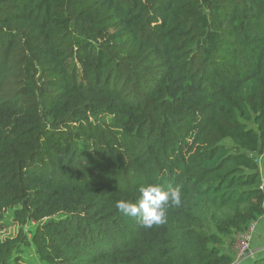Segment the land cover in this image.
Returning a JSON list of instances; mask_svg holds the SVG:
<instances>
[{
    "label": "trees",
    "instance_id": "obj_1",
    "mask_svg": "<svg viewBox=\"0 0 264 264\" xmlns=\"http://www.w3.org/2000/svg\"><path fill=\"white\" fill-rule=\"evenodd\" d=\"M263 159L264 0H0V220L45 264H233ZM141 184L165 223L117 209Z\"/></svg>",
    "mask_w": 264,
    "mask_h": 264
},
{
    "label": "rangeland",
    "instance_id": "obj_2",
    "mask_svg": "<svg viewBox=\"0 0 264 264\" xmlns=\"http://www.w3.org/2000/svg\"><path fill=\"white\" fill-rule=\"evenodd\" d=\"M264 160V159H263ZM262 160V163H263ZM13 209H7L1 215L0 220V245L7 242L17 244L10 252L11 257L17 256V264H45L41 253L32 238L35 232V223L32 221L22 222V218L15 217ZM248 246L242 245V239L227 237L224 239L222 249L232 254L234 263L242 264L259 256L264 252V214L250 226L248 234ZM263 245V246H262ZM263 247L261 251H252L254 247ZM258 250V249H257Z\"/></svg>",
    "mask_w": 264,
    "mask_h": 264
},
{
    "label": "clouds",
    "instance_id": "obj_3",
    "mask_svg": "<svg viewBox=\"0 0 264 264\" xmlns=\"http://www.w3.org/2000/svg\"><path fill=\"white\" fill-rule=\"evenodd\" d=\"M138 193L135 202L120 200L116 207L124 215L138 218L145 228L165 223L167 208L181 204V191L178 187L165 189L158 184H141Z\"/></svg>",
    "mask_w": 264,
    "mask_h": 264
},
{
    "label": "built area",
    "instance_id": "obj_4",
    "mask_svg": "<svg viewBox=\"0 0 264 264\" xmlns=\"http://www.w3.org/2000/svg\"><path fill=\"white\" fill-rule=\"evenodd\" d=\"M248 234L249 232L247 233H244L243 235H239L240 238L242 239V245H244L245 247L248 246Z\"/></svg>",
    "mask_w": 264,
    "mask_h": 264
},
{
    "label": "crops",
    "instance_id": "obj_5",
    "mask_svg": "<svg viewBox=\"0 0 264 264\" xmlns=\"http://www.w3.org/2000/svg\"><path fill=\"white\" fill-rule=\"evenodd\" d=\"M263 246V245H262ZM258 249V250H257ZM261 249H263V247H254L252 250H251V252L252 251H254V253H255V251H261ZM250 260H248L247 262H249ZM247 262H245V263H243V264H246ZM237 264H242V261L240 262V263H237Z\"/></svg>",
    "mask_w": 264,
    "mask_h": 264
},
{
    "label": "water",
    "instance_id": "obj_6",
    "mask_svg": "<svg viewBox=\"0 0 264 264\" xmlns=\"http://www.w3.org/2000/svg\"><path fill=\"white\" fill-rule=\"evenodd\" d=\"M263 167H264V160H263ZM233 264H237V262L236 263H233Z\"/></svg>",
    "mask_w": 264,
    "mask_h": 264
}]
</instances>
